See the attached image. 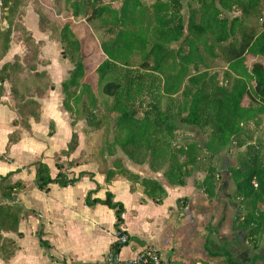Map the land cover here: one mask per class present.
Segmentation results:
<instances>
[{
    "label": "trees",
    "instance_id": "1",
    "mask_svg": "<svg viewBox=\"0 0 264 264\" xmlns=\"http://www.w3.org/2000/svg\"><path fill=\"white\" fill-rule=\"evenodd\" d=\"M27 2L1 0L0 16L2 11L7 20L3 18L5 25H0V60L9 48L13 14ZM186 8L188 15L184 21L182 0H156L150 9L140 0H64L61 11L68 20L48 26V14L43 9H36L35 13L39 30L59 45L72 66L61 83L62 107L66 112L73 110L79 115L83 112V120L89 127L99 126L93 114L95 100L85 80L91 65L84 51V39L74 31L72 20L88 24L96 20L103 34L111 36L98 42L103 59L94 67L99 81L108 73L114 76L101 85V92L111 98L107 112L114 116L113 139L104 141L107 155L112 157V167L104 172L106 180L119 174L132 183L138 182L156 203L166 195L159 180L151 177L139 180L125 166L124 158L116 155L115 147H119L131 162L148 164L152 171L163 170L162 175L170 185H183L194 170H203L200 189L211 198L219 175L211 160L231 146L244 147L229 174L234 182V198L239 199L242 208L236 225L245 231V238L256 242L264 236V139L257 143L249 140L251 127H258L264 114V66L256 61L249 67L246 61L250 55L264 57V0H195L194 4L186 3ZM233 9L239 15L231 18L222 15ZM250 19L259 20V25H248L246 21ZM20 28L25 32L24 44L33 49L41 46L42 42L36 41L28 29ZM216 59L226 64L222 73L211 70L210 62ZM14 62L0 66V96L4 80L18 66ZM30 76L26 80L37 83L48 79L46 88L41 86L37 90L31 86L30 94L36 95L29 97V102L35 110L25 115V127L29 118H38L39 103L35 98L41 97L45 89L53 88L45 72ZM77 124L70 121L72 128ZM184 126L205 133L207 139L200 142L191 138L175 146L174 132ZM77 142L73 131L64 154L72 152ZM34 165L35 184L41 190L47 191L50 183L67 186L77 180L61 171L52 177L41 160ZM14 186L7 184L0 192V255L4 259L13 253L15 245L2 232H16L25 214L23 207L13 201ZM181 201L184 203L185 199H178V206ZM85 202L87 205L101 202L113 209L116 228L122 221L123 206L113 201L110 193H106L104 200L90 199L87 195ZM117 232L124 234L119 229ZM128 239L126 236L127 242ZM125 244L114 242L111 252L117 255ZM221 255L227 264H241L227 251Z\"/></svg>",
    "mask_w": 264,
    "mask_h": 264
},
{
    "label": "crops",
    "instance_id": "2",
    "mask_svg": "<svg viewBox=\"0 0 264 264\" xmlns=\"http://www.w3.org/2000/svg\"><path fill=\"white\" fill-rule=\"evenodd\" d=\"M35 26L27 29L36 41H42V47H58L39 30L37 19ZM21 50L19 43L11 41L0 65L10 62ZM48 73L53 88L35 98L39 103L38 118H29L25 128L16 123L12 110L0 103V192L7 184L15 185L13 201L25 211L16 232H2L14 241L15 248L8 258L0 255V264H107L106 257L117 241V229L129 238L117 254L119 260L148 248L172 263L227 264L221 255L227 251L238 263L264 264V236L255 242L245 238V231L236 225L242 208L239 199L234 198V182L229 174L236 162L219 171L211 198L201 191V181H195L196 176L186 178L183 185H170L161 180V171H155L150 177L159 180L166 192L160 203L149 198L138 182L132 183L122 175L106 180L97 162L85 160L83 133L70 126L68 112L62 107L61 83L69 74L58 79L56 74ZM4 87L6 95L0 101L8 97L6 83ZM73 131L78 145L56 160L55 155L66 150ZM14 132L17 136L12 139ZM38 160L47 164L52 177L61 171L77 180L67 186L50 183L47 191L39 189L34 165ZM147 165L125 162L131 172L140 176L139 180L152 174ZM106 193L124 209L117 228L113 209L101 202H85L87 195L104 200ZM178 199H185L181 206L177 205Z\"/></svg>",
    "mask_w": 264,
    "mask_h": 264
},
{
    "label": "rangeland",
    "instance_id": "3",
    "mask_svg": "<svg viewBox=\"0 0 264 264\" xmlns=\"http://www.w3.org/2000/svg\"><path fill=\"white\" fill-rule=\"evenodd\" d=\"M155 1L156 0H140V2L149 9L151 8V5ZM188 2L194 4L195 0H182L181 13L184 21H186L188 15V11L186 8V3ZM63 5H64V0H28L27 4H25L24 6L21 5L22 7L20 6L21 8L20 7L17 8L15 14H13L12 32L10 35L9 42L15 41L19 43L22 50L20 54L16 55V58H13L9 62L11 63L15 61L14 63H16L18 66H15V68L12 69L14 73L11 74L3 82V92L1 93L0 97H4L6 95L5 93L6 88L4 87L5 83L7 84L8 87V93H7L8 97L4 101L1 100L0 103L5 104L10 110L13 111L16 117L15 121L16 123L19 124L20 127L25 128V117H26L25 115L35 110V108L32 107V105H30L29 102L30 99L29 97L36 95V94H30L31 86L33 87L34 85L37 90L38 87L41 86H45L46 88L47 85L45 84V81L48 78L45 77L46 79H43L41 82L38 83L37 81H28L26 79L31 77L30 75L32 73L45 72L51 81L48 70L52 74L54 75L56 74L58 79H62L63 77H67V74H69V68L72 67L69 65L70 63L66 62L67 61L66 58L63 57L59 45L57 47L56 44H46L44 47H42L43 45L41 43V46L39 45L40 47L37 46L35 49H33L32 47H29L30 45L28 46V44L27 45L24 44L22 39L25 37V32H23V29H21L20 27L27 29L28 27L31 28L35 26V19H37V15L35 13L36 9L37 10L43 9L48 14L49 18L46 26H48L49 23L52 24L56 23L58 25L63 24L66 20H68L67 15H65V13L61 11ZM113 5L117 6L118 4L114 3ZM222 15L231 18L233 16L239 15V11L233 9L229 12L228 11L223 12ZM3 18L6 19V14H2L1 11V16H0L1 26L5 25ZM148 18L149 15L147 13L145 19L148 21ZM69 20L72 19L69 18ZM246 22L248 25H252V26H258L260 23L259 20H255V19H250ZM72 27L76 32V34L81 39H84V45H85L84 51L88 55L87 61L91 65V69L88 75L86 76L85 80L88 81L93 98L95 100L93 114L95 115V119L99 121V126L98 127L87 126V122L83 120L84 117L83 112L81 113V115L77 114L73 110L68 112L69 120L70 121L74 120L76 124L78 123L77 125H74L73 129L77 128L78 131L80 130V132L83 133L81 134L82 137L81 144L83 147L87 149V152L85 153L86 155L85 160H87V162H93V161L97 162L99 165L98 169L104 173L106 169L112 167V163H111L112 157L110 155H107L108 147L105 146L104 141L105 139L109 141H112L113 139L114 116L109 115L107 112V109L111 103V98L107 97L101 92V85L105 81L112 79L114 76L108 73L101 81H99L97 74H95L94 72V67L103 59V55L99 49L98 42L104 39L107 40L111 36L103 34L102 30L99 27V22L96 20L88 24L83 20L73 19ZM34 30L38 31L36 26ZM45 35L47 34L45 33ZM36 45H38V43ZM135 58H136L135 54H133L132 57L133 63ZM256 61H259L264 66V57L262 56L250 55L247 58L246 63L250 67L251 64ZM210 64H211V70L218 71L221 73L224 71L226 67V64L220 59L211 61ZM45 90L43 91L45 92L48 91V89ZM83 98L85 99V97ZM246 102H248V100H245V103ZM253 105L256 106L257 103L255 102ZM79 119L81 121L78 122ZM51 129H52V125H51ZM84 129H88V130L84 131ZM251 129H252V138L249 140V143H257L258 141L264 139V114L260 116V125L258 127H251ZM16 136L17 134L16 132H14L12 134V139H14ZM191 138L197 139L198 141L202 142L207 139V135L205 133L200 134L199 131L195 128L184 126L183 128H179L174 132L173 143L175 146L178 147L188 142V140ZM70 140L71 137L69 139V142ZM115 151H116V155L124 158V163L126 161L130 163V160L126 159V157L120 151L119 147H115ZM244 151H245L244 147L236 149L233 146H231L228 149L222 150L218 155L213 157V159L211 160V164L215 167V169L219 173L220 170L228 168V164L235 163L238 155L240 153H243ZM64 153L65 151H62L58 153V155H55V158H57L56 160L61 159L60 156L61 155L64 156L65 155ZM200 157L204 158L205 154L201 153ZM55 164L57 166L58 162H56ZM160 171L162 174L163 170ZM150 172L152 173L151 175L145 174L144 177H150V176L152 177L155 171L150 170ZM199 172L194 171L188 177L193 179L196 176L194 180L201 181L205 173L203 170H200ZM160 178L161 180H165L163 175ZM197 178L198 180H196ZM218 179H219V175L217 176V180Z\"/></svg>",
    "mask_w": 264,
    "mask_h": 264
},
{
    "label": "built area",
    "instance_id": "4",
    "mask_svg": "<svg viewBox=\"0 0 264 264\" xmlns=\"http://www.w3.org/2000/svg\"><path fill=\"white\" fill-rule=\"evenodd\" d=\"M1 5V0H0ZM117 241L121 244H127L126 236L124 234L117 233ZM107 264H182V263H172L161 259V257L151 249L145 248L138 252L134 257L119 260L117 255L113 254L111 251L106 257Z\"/></svg>",
    "mask_w": 264,
    "mask_h": 264
}]
</instances>
